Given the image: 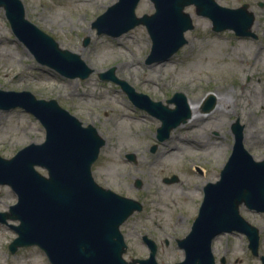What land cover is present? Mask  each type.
Masks as SVG:
<instances>
[{
  "label": "rangeland",
  "instance_id": "obj_1",
  "mask_svg": "<svg viewBox=\"0 0 264 264\" xmlns=\"http://www.w3.org/2000/svg\"><path fill=\"white\" fill-rule=\"evenodd\" d=\"M115 1L22 0L31 22L92 68L86 78L65 77L38 63L14 36L0 7V89L29 90L37 98H53L83 125H93L105 141L91 166L94 180L142 204L140 211L120 225L127 244L124 257L147 256L148 248L140 237L146 233L158 244V264H175L184 259L176 238L190 230L205 184L219 179L232 149L231 124L235 120L244 126L246 149L256 160L264 157V0H216L228 7L248 3L255 15L251 27L255 37L237 36L232 30L213 31L207 17L197 15L193 5L186 6L194 25L184 32L187 43L167 60L151 64L145 62L151 39L144 25L117 37L97 34L92 28L94 18ZM153 11L150 0H139L135 8L138 16ZM86 37L89 40L84 44ZM110 67L136 91L170 107L174 104L166 100L176 91L199 100L193 117L203 113L200 106L210 94L216 104L217 91L226 93L230 107L224 115L204 112L194 122L192 117L158 140L160 120L135 106L118 83L99 77ZM44 137L43 126L32 114L18 107L0 109V156L9 158ZM171 147L175 149L171 151ZM129 153L133 159L127 157ZM37 169L46 174L42 167ZM172 175L177 180L164 181ZM16 200L10 186L0 184V211L8 210ZM240 214L259 230L258 254L251 252L245 234L224 232L218 234V241H212L215 264L261 263L264 212L240 205ZM172 217L183 221L175 223ZM17 223L12 219L0 222V264H51L36 245L19 247L13 253L8 250L16 236L11 224Z\"/></svg>",
  "mask_w": 264,
  "mask_h": 264
},
{
  "label": "water",
  "instance_id": "obj_2",
  "mask_svg": "<svg viewBox=\"0 0 264 264\" xmlns=\"http://www.w3.org/2000/svg\"><path fill=\"white\" fill-rule=\"evenodd\" d=\"M150 1L154 11L138 16L135 8L139 0H116L96 16L91 26L97 34L117 37L138 24L144 25L151 39L147 64L167 60L187 43L184 32L194 26L190 13L185 11L188 5L194 6L197 15L207 17L216 32L232 30L237 36L255 37L251 28L255 15L248 3L228 7L216 0ZM0 7L15 37L38 63L70 78H86L93 71L79 54L61 48L51 35L31 22L22 0H0ZM88 40L86 37L84 44ZM99 77L118 83L136 106L160 119L156 130L160 140L191 116L183 92H174L166 102L175 106L168 107L118 78L114 67L100 72ZM214 105L210 94L201 111L208 112ZM15 107L40 121L45 138L39 143L30 142L9 158L0 156V184L9 185L17 195L7 211H0V221H18L11 224L16 236L8 249L15 252L20 246L37 245L52 264H158L157 245L147 235L142 237L149 248L146 258H123L126 243L119 227L134 211H140L142 204L94 180L91 165L105 142L96 128L83 125L53 98H37L29 90L0 89V109ZM243 127L238 120L231 124L232 150L219 179L204 186V196L189 232L177 239L185 258L175 264H215L213 238L234 230L244 233L251 252L258 254L259 230L240 214L239 207L243 204L264 212V157L256 160L246 149ZM128 157L133 159L131 153ZM37 166L46 169L47 175L39 172ZM175 180L176 175L164 178L166 182ZM136 185H140L139 180ZM260 259L264 264V255Z\"/></svg>",
  "mask_w": 264,
  "mask_h": 264
},
{
  "label": "bare ground",
  "instance_id": "obj_3",
  "mask_svg": "<svg viewBox=\"0 0 264 264\" xmlns=\"http://www.w3.org/2000/svg\"><path fill=\"white\" fill-rule=\"evenodd\" d=\"M128 64H131V63L128 62ZM225 95H226V93H222L221 91H217V92L215 93L216 104H215L214 108L211 110V112H218L219 114H222V115H224V114L227 113V109H228V107H230V103H229V101L226 99ZM187 102H188V105H189L190 109L192 110V115H191V117H190L186 122H188V121L193 117L194 110H195V108L197 107V104L199 103V100H198V101H193V100H191V99H187ZM218 103H219V104H218ZM220 103H221L222 106H220ZM262 107L264 108V104H263ZM202 114H204V113L197 114L195 117H193V119L191 120V122H194L195 120H197L199 117L202 116ZM121 116L124 117V116H126V114L121 113ZM244 137H245V135H244ZM251 137H252V133L250 134L249 138H251ZM169 149H170L171 151H173L175 148H172V147H171V148H169ZM196 187H197V186H195V188H196ZM162 197H164V196H162ZM172 220H173V222H175V223H177V222H182V221H183L180 217H176V220H175V218L172 217ZM218 237H219V235H217V236L214 238V240H215V241H218Z\"/></svg>",
  "mask_w": 264,
  "mask_h": 264
},
{
  "label": "flooded vegetation",
  "instance_id": "obj_4",
  "mask_svg": "<svg viewBox=\"0 0 264 264\" xmlns=\"http://www.w3.org/2000/svg\"><path fill=\"white\" fill-rule=\"evenodd\" d=\"M144 234H146V233H144ZM142 236H143V234H141V240H142V242L145 244V242L143 241V239H142ZM156 242V241H155ZM156 244H157V242H156ZM147 246V245H146ZM148 248V247H147ZM157 249H158V244H157ZM156 252H157V250H156ZM148 254H149V250H148ZM147 254V255H148ZM132 258H134V257H132ZM132 258H130L129 260H131Z\"/></svg>",
  "mask_w": 264,
  "mask_h": 264
}]
</instances>
